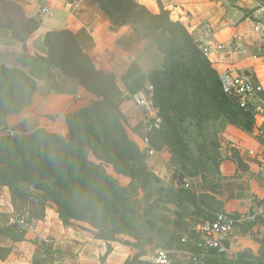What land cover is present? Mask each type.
<instances>
[{
	"label": "trees",
	"instance_id": "1",
	"mask_svg": "<svg viewBox=\"0 0 264 264\" xmlns=\"http://www.w3.org/2000/svg\"><path fill=\"white\" fill-rule=\"evenodd\" d=\"M87 1L105 15L111 31L126 27L132 33L130 39L136 36L138 43L157 50L162 56L161 65L146 75L133 62L118 79L114 73L98 69L82 50L75 35L66 29L46 32L42 38L45 54L30 55L25 45L40 29L41 18L27 17L21 5L13 0H0V29L7 31L12 39L23 45L22 53L16 57L20 64L18 67L0 64V106L10 107L12 113L29 106L32 96L38 93L33 75L45 77L53 83L46 93H42L44 96L55 89L56 82L53 79L57 75L72 80L93 97L88 107L61 118L66 125L65 136L43 129H37L24 137L1 135L2 158L21 159L29 153H35L38 148L50 150L56 156L45 160L49 168L26 167L22 162H15L18 164H14L12 171L7 167L12 160H2L0 190L7 189L9 203L17 219L25 217L45 222L47 211L53 208L64 227H69L72 220L93 227L96 230L94 239L106 243V253L100 258V264H104L112 251V243L119 239L116 231L104 226L111 224L117 214L112 210L109 216L101 214L93 217L87 211L76 214L77 207L82 205L92 209L104 198L103 194H112L110 187L116 188V198L120 197L118 192H128L137 181L145 191V184L151 178L157 180V176L147 170L146 151H167L170 154L168 164L173 169L172 181L176 180V186L171 189L176 192V205H182L184 201L196 204L198 200L195 205L198 222L191 231L181 235L176 246L160 250L189 249L181 243L182 237L185 234L192 235L200 221H212L216 211H223V204L215 197L219 189L213 190L214 193L208 190L198 196L193 189L188 190L185 186L186 165L189 163V156L182 150L185 148V138L203 140L195 142L197 160L195 165L191 164L192 171L195 174L206 172L204 178L208 173L218 177L224 160L219 152L220 131L216 128L212 131L213 137L208 138L207 119L215 111L224 120L222 129L232 125L249 132L254 123V111L250 106L247 109L239 108L233 97L222 92L217 71L185 24L174 18L172 9L159 7L158 13H151L135 0ZM248 16L250 14H245V17ZM26 68L27 74L24 73ZM120 83L131 96L144 92L147 84L153 88L152 102L158 110L161 123L157 129L139 134L146 140V148L141 149L127 133L128 120L118 104L123 94ZM183 122H187L184 125L186 131L180 133L182 128L178 124ZM31 161L34 163L37 160L33 157ZM104 164L109 165L117 175L130 179L128 187L119 186L116 178L105 171ZM72 192L75 194L71 197ZM205 200L208 204L201 206ZM114 204L120 207L122 202L117 200ZM156 205L157 202H154L149 211L156 209ZM176 215L178 218L171 222L173 225H187L183 215L179 212ZM108 217L111 221H104ZM94 221L102 224L95 225ZM258 221L243 224L242 233L251 232L258 226L256 224L264 226V221ZM0 237L20 243L25 241V232H20L14 220L9 228L0 226ZM34 244L36 253L31 264H62L56 258L60 251L54 248L52 241H35ZM259 245L257 255L246 250L229 259L224 255L212 254L208 264H223L225 261L264 264V236L259 239ZM10 250L0 247L1 261L7 258ZM145 255L146 252L142 250L133 258H127L123 264H150L148 260H142Z\"/></svg>",
	"mask_w": 264,
	"mask_h": 264
},
{
	"label": "crops",
	"instance_id": "2",
	"mask_svg": "<svg viewBox=\"0 0 264 264\" xmlns=\"http://www.w3.org/2000/svg\"><path fill=\"white\" fill-rule=\"evenodd\" d=\"M13 1L21 5L27 17L41 18L40 29L25 45L30 55L45 54L42 38L46 32L66 29L75 35L82 50L93 60L96 67L104 72L123 75L133 62L138 65L141 62L142 46L135 39H130L132 33L126 27L111 31L105 15L87 0ZM135 1L151 13H158L159 7L172 9L174 18L181 20L196 40L206 36L212 47L224 44V53L212 51L207 57L218 75L227 72L245 76L262 87L263 91L258 100L250 104L254 111V123L250 131L246 132L232 125H226L222 129L220 142L224 161L220 165V171L223 180L215 197L223 204L222 212L235 216L264 207V177L259 175L261 154L264 151V37L255 33L250 24L261 21L254 13L258 2L227 0V5L222 0ZM44 6L52 13L51 17L41 16L40 11ZM176 11L179 13L176 14ZM247 13L250 16L245 17ZM22 46V43L12 39L7 31L0 29V64L12 66L16 57L22 53ZM241 49L245 53H240ZM47 89L32 96L30 105L23 113L25 119L16 123L12 132L28 134L37 129H45L54 133L51 130L57 127L58 122H53L49 117L77 112L88 107L93 100L83 88L64 78L59 80L50 93L41 95L46 93ZM76 95L82 100L73 102L71 99ZM125 95L127 93L124 92L118 101L121 109L128 105L123 99ZM155 158L151 157L147 164L155 162L158 166L159 160L152 161L156 160ZM160 159H165L164 155ZM7 202L10 207L8 196ZM10 210L9 221L13 223L12 209ZM43 224L38 222L36 234L26 233L24 242L12 243L9 239L0 237V247L11 249L7 258L0 260V264H31L36 253V246L32 241L37 240L36 236L44 238L47 235L52 238L54 248L60 251L58 260L62 264H100V258L106 253L104 241L96 240L94 236L92 239L85 238L88 241L80 236L75 240L71 237L69 228L59 229L55 222L43 233ZM260 232L264 233V229L259 225L245 234L240 228V238L232 246V251L238 253L249 250L253 255H257L261 236L257 238L255 235L258 236ZM72 239L82 241L80 248L72 244ZM112 255L106 258L104 264H114Z\"/></svg>",
	"mask_w": 264,
	"mask_h": 264
},
{
	"label": "rangeland",
	"instance_id": "3",
	"mask_svg": "<svg viewBox=\"0 0 264 264\" xmlns=\"http://www.w3.org/2000/svg\"><path fill=\"white\" fill-rule=\"evenodd\" d=\"M175 13L178 14L179 12L176 11ZM135 37L133 36V39L136 40ZM140 46H142V54L140 58L141 62L139 63V65L142 72L147 75L153 69L160 67L162 62V56L154 48H150V47L146 48L147 45H144V43H141ZM1 65L5 67L15 68L18 67L20 64H18V62L15 59V63L13 65L11 64L12 66H7L4 64ZM24 73L25 74L28 73L27 68L24 69ZM121 76L122 75L119 74L116 75L118 79ZM33 78L35 79V83L36 86L38 87V91L41 92L45 91L50 84H53L52 82H50V80H47V78L45 77H39L37 75H33ZM61 78L63 79V77L57 75L54 77L53 81L56 82V85ZM120 86L124 93L125 89L123 88L121 83ZM152 90L153 88L149 84H147L144 93L146 92V94H150ZM123 99H125L128 102L127 107H123L121 109L123 110V113L125 114L128 120V126L126 128L127 133L130 136V138L140 146L141 149L146 148L147 143L145 142L144 138L139 136L140 133H143V131H145L144 130L145 116L136 107V104L133 102L131 95L128 94L125 95ZM71 100L73 102H76L82 99H80V97L78 98V96L76 95L72 97ZM120 105L121 104H119V106ZM26 108H28V106ZM25 109L21 110L18 113H12L10 111L11 110L10 107L0 106V136L7 135L13 137L14 136L24 137L34 132L33 131L28 134H23L20 132L19 133L12 132V129L15 127L16 123L25 119L23 118L24 117L23 113ZM63 115L64 114H61L54 118L49 117V119L52 120L53 122L54 121L58 122L56 127L57 129L55 128L54 130L51 131H54V134H60L65 136L67 130L65 123L61 119ZM211 115H212L211 118L207 119L208 120L207 124H209V135H210L208 138L213 137L212 131H215L216 128L219 129L220 133L218 136V142L220 145L219 152L221 154L222 148L220 142V135L222 132L221 129L224 124V120L222 119V115H218V113L215 111H213ZM178 125L181 126L182 128L180 133H185L186 130L184 128V125L186 126L187 122H183ZM45 131L49 132V130H45ZM196 141H203V140L201 138H197L196 140H190L186 137L184 142L185 148H182V150L184 151L185 155L189 156V160H188L189 163L186 165L187 171H185V176H186L184 179L185 184L187 185L188 190L193 189L196 195L199 196L203 192H206L208 190L213 192V190L220 189L222 186L223 176L220 171V175L218 177H214L212 174L208 173V176L204 178L203 175L205 174L206 176L207 175L206 172L195 174L192 171L193 167L191 169V164L194 163L195 165V162L197 160L196 157L197 147L195 144ZM207 142L210 141L207 140ZM150 151L153 150L148 149L146 151V166H147V170H149L150 172L154 173L157 176V180L151 178L147 182V184H145V188H146L145 191H143L144 188L141 187L140 183H138L137 181L136 184L133 185V188L129 189L128 192H118L120 194V197L116 198L114 195L116 193V188L110 187V189L112 190V194L111 195L103 194L104 198L101 201H99L97 205L92 207V209H87L85 206L82 205L77 207L76 214H81L84 211H87V213L89 212V214L90 215L92 214L93 217H97L98 215L101 214L103 215L107 214L109 216V212L112 210L117 214V218L113 222L110 220L109 217L106 220H104L106 222L111 221V224L104 227L112 231H116L119 237L117 242L112 243L111 245L112 251L109 254V255L113 254L112 260L114 261V264H119L121 261L126 260L127 258H133L135 255L139 254L142 250L146 252V255L142 258V260L143 261L149 260V258L153 254H155L157 250L176 246L181 235H183L185 232L191 231L194 225L198 222L195 216V205L198 203V200L196 204H192L189 203L188 201H184L182 205L179 206L176 205V192L171 190L172 187L176 186L175 183L176 180L172 181L173 169L168 164L170 159V154L167 151H162L160 153L153 151V155H150L149 154ZM163 155L165 159H160L163 157ZM55 156L56 154L50 150L38 148L36 149L35 153H29L27 157H23L21 159H18L17 157L2 158L0 155V164L2 160H5L7 162H10V160H12V163L7 165L8 169L11 171L14 168V164H18L15 162H22L25 164L26 167L34 166L37 168H49L50 165H46L45 160L47 158H53ZM33 157L36 158L37 160L34 163H32L31 161V158ZM151 157L152 158L156 157L155 158L156 160H152V161H158V160L160 161L158 166H156L155 162L154 164L151 162L149 165L147 164V161ZM90 160L95 162L92 157H90ZM103 166L107 173L111 174L114 178H116L119 186L128 187L130 183V179L123 177L121 175H117L116 173L113 172L112 168L107 164H104ZM145 192L148 195L145 194ZM74 194L75 192L73 193V195L70 196L72 197L74 196ZM7 196H8L7 189L6 188L1 189L0 190V226L1 227L6 226L9 228V226L12 225L13 223L9 221L11 216L10 214L11 206L10 207L8 206ZM117 200L122 202V205L120 207H117L114 204L115 202H117ZM154 202H157L156 209H154L153 211H149V208H151ZM204 204L205 206L208 204L206 200L205 203L201 204V206H204ZM101 205H105V207H101ZM177 212H179L181 215L184 216L187 225L183 227H176L171 223L173 220L178 218V216L176 215ZM219 212L221 211H216L215 214ZM12 216L14 221L15 215L13 214V212H12ZM57 218L58 217L55 213V210L53 208H50L47 211L46 220L45 222H43L44 224L42 227V232L44 233L45 231H48L46 229L47 228L50 229L52 222H55V224H57L59 229H61V227L64 228V226L61 225V223ZM259 221L258 223H261L264 220L261 219V221L260 222ZM70 222H71L70 226L66 228H69V230L71 231L70 233L71 237H73L75 240H78L76 238H78L79 236L82 237V239L85 238L92 239L93 234L96 232V230L93 227L89 226L86 223L77 222L73 220ZM94 224L100 226L102 223L94 221ZM261 227L264 229L263 225ZM64 236L67 237L66 234H64ZM263 236H264L263 232L262 233L260 232L258 236L255 235V237L257 238L259 237V239L262 238ZM44 238H43L44 240H48V241H51L52 239L49 235L45 236ZM75 240L72 242V244H76V246L80 248V245H82V241L77 242ZM85 240L88 241V239ZM33 243L35 242L32 241V244ZM114 255H116V257H114ZM56 258L58 259L57 256ZM227 258L229 259L231 257H227ZM223 264H235V263L234 261H225L223 262Z\"/></svg>",
	"mask_w": 264,
	"mask_h": 264
},
{
	"label": "built area",
	"instance_id": "4",
	"mask_svg": "<svg viewBox=\"0 0 264 264\" xmlns=\"http://www.w3.org/2000/svg\"><path fill=\"white\" fill-rule=\"evenodd\" d=\"M254 13L259 16L258 18L261 21L250 22L251 27L255 33L264 37V4L258 2ZM40 14L44 17L52 16V13L45 6L41 8ZM196 42L206 57L212 51L224 53L226 50L224 44L212 47L211 42L206 36L199 40L197 39ZM239 51L240 53H245L243 49ZM219 82L222 92L233 97L241 109H247L254 100H258L263 91L262 87L253 83L250 78L232 75L227 72L219 75ZM132 99L136 107L145 116V131L151 132L157 129L161 123V118L159 117L158 110L153 106L151 93L140 92L132 96ZM149 154L153 155V151H150ZM259 175L264 177V151L261 154ZM261 219L264 220V207L239 216L226 212L216 213L212 221H200L193 229L194 233L192 235L185 234L182 237L181 243L189 247V249L157 250L148 261L150 264H208L212 254L235 258L236 252L232 251V246L240 238L239 230L241 226L245 223H254ZM15 220L20 232L36 234L38 221L25 217L16 218ZM36 239L37 241L43 240L47 242V240L38 236H36ZM190 248L193 250H190Z\"/></svg>",
	"mask_w": 264,
	"mask_h": 264
},
{
	"label": "water",
	"instance_id": "5",
	"mask_svg": "<svg viewBox=\"0 0 264 264\" xmlns=\"http://www.w3.org/2000/svg\"><path fill=\"white\" fill-rule=\"evenodd\" d=\"M224 4L228 5V1L227 0H222Z\"/></svg>",
	"mask_w": 264,
	"mask_h": 264
}]
</instances>
